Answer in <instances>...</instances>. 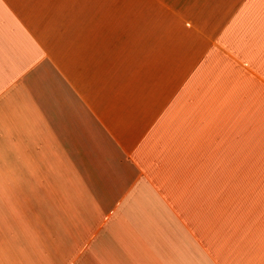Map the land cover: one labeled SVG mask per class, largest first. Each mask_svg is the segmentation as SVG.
<instances>
[{
  "label": "crops",
  "instance_id": "0c3cea01",
  "mask_svg": "<svg viewBox=\"0 0 264 264\" xmlns=\"http://www.w3.org/2000/svg\"><path fill=\"white\" fill-rule=\"evenodd\" d=\"M0 172V264H264V0H0Z\"/></svg>",
  "mask_w": 264,
  "mask_h": 264
},
{
  "label": "rangeland",
  "instance_id": "374dc122",
  "mask_svg": "<svg viewBox=\"0 0 264 264\" xmlns=\"http://www.w3.org/2000/svg\"><path fill=\"white\" fill-rule=\"evenodd\" d=\"M253 164L256 163L252 161V165ZM1 175L2 173L0 172V258H3L4 260V259H8L7 250L9 249V247L18 246L17 244H19L17 240L18 238L12 235L14 226H17V229L20 231H27V233H20L21 238L24 237L23 243L31 244L37 242L34 241L30 236V231L36 229L35 221L30 219H25L24 221L23 218L18 219V217H16L17 212L14 210V204L12 203V199H11L13 193L9 192V189H6L2 186ZM262 175L264 179V173H262ZM238 177H239L238 174H236V179ZM28 204L30 206L32 204L34 207L36 206L35 203H28ZM31 211H34V208H31ZM24 234L27 235L25 236ZM44 236L45 235H41V240H40L41 243L50 241V239L45 238ZM9 239L11 241H8Z\"/></svg>",
  "mask_w": 264,
  "mask_h": 264
},
{
  "label": "snow or ice",
  "instance_id": "6c2138e0",
  "mask_svg": "<svg viewBox=\"0 0 264 264\" xmlns=\"http://www.w3.org/2000/svg\"><path fill=\"white\" fill-rule=\"evenodd\" d=\"M113 180L118 182L119 181V177L118 176H114Z\"/></svg>",
  "mask_w": 264,
  "mask_h": 264
}]
</instances>
